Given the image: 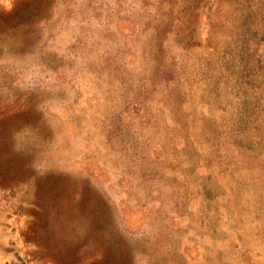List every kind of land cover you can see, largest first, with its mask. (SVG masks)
<instances>
[{"label": "rangeland", "instance_id": "rangeland-1", "mask_svg": "<svg viewBox=\"0 0 264 264\" xmlns=\"http://www.w3.org/2000/svg\"><path fill=\"white\" fill-rule=\"evenodd\" d=\"M0 264H264V0H0Z\"/></svg>", "mask_w": 264, "mask_h": 264}]
</instances>
